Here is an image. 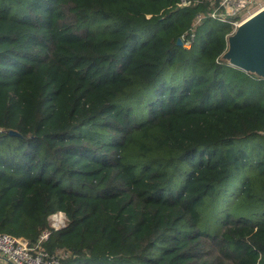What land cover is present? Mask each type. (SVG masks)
Returning a JSON list of instances; mask_svg holds the SVG:
<instances>
[{"label": "trees", "instance_id": "1", "mask_svg": "<svg viewBox=\"0 0 264 264\" xmlns=\"http://www.w3.org/2000/svg\"><path fill=\"white\" fill-rule=\"evenodd\" d=\"M218 4L0 0V232L64 264H264V79L221 59Z\"/></svg>", "mask_w": 264, "mask_h": 264}, {"label": "built area", "instance_id": "2", "mask_svg": "<svg viewBox=\"0 0 264 264\" xmlns=\"http://www.w3.org/2000/svg\"><path fill=\"white\" fill-rule=\"evenodd\" d=\"M191 3L192 0H179V5L182 7L189 6ZM263 5L264 1L256 4L255 0H219V4L209 12V15L213 19L231 24L234 31L243 20ZM197 18L196 24L202 20L203 16L198 15ZM194 39V34L183 35L182 46L190 49ZM53 215L51 219L53 222L51 223L50 220L52 229L58 230L66 226L67 222L62 216H58L57 213ZM50 234L49 230L43 232L40 239L32 244L22 237L0 232V264H64V254L59 252L50 255L42 246Z\"/></svg>", "mask_w": 264, "mask_h": 264}, {"label": "water", "instance_id": "3", "mask_svg": "<svg viewBox=\"0 0 264 264\" xmlns=\"http://www.w3.org/2000/svg\"><path fill=\"white\" fill-rule=\"evenodd\" d=\"M178 45L182 46L181 38ZM221 59L229 65L264 79V5L243 20L227 37ZM9 134L17 135L14 130Z\"/></svg>", "mask_w": 264, "mask_h": 264}, {"label": "rangeland", "instance_id": "4", "mask_svg": "<svg viewBox=\"0 0 264 264\" xmlns=\"http://www.w3.org/2000/svg\"><path fill=\"white\" fill-rule=\"evenodd\" d=\"M8 1V0H7ZM25 1H27V0H10V2H11V4H13L16 8H17V10H21V9H23V3L25 2ZM264 0H255V3L257 4L258 2H263ZM57 215L58 216H62L63 217V219L64 220H66V222H67V217L64 215V214H61V213H57ZM54 215H52L51 216V218H50V220L52 219V217H53ZM53 221L51 220V223H52Z\"/></svg>", "mask_w": 264, "mask_h": 264}]
</instances>
